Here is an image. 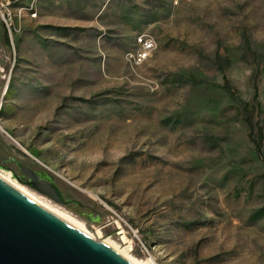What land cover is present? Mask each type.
Segmentation results:
<instances>
[{"label": "rangeland", "instance_id": "1", "mask_svg": "<svg viewBox=\"0 0 264 264\" xmlns=\"http://www.w3.org/2000/svg\"><path fill=\"white\" fill-rule=\"evenodd\" d=\"M141 33L156 46L135 64ZM0 125V165L51 173L86 216L0 174L96 239L264 264V0H0Z\"/></svg>", "mask_w": 264, "mask_h": 264}, {"label": "water", "instance_id": "2", "mask_svg": "<svg viewBox=\"0 0 264 264\" xmlns=\"http://www.w3.org/2000/svg\"><path fill=\"white\" fill-rule=\"evenodd\" d=\"M30 180L21 183L62 206L63 191L51 173L44 178L18 162ZM81 204L80 201L76 200ZM0 264H133L113 248L56 216L0 177Z\"/></svg>", "mask_w": 264, "mask_h": 264}, {"label": "bare ground", "instance_id": "3", "mask_svg": "<svg viewBox=\"0 0 264 264\" xmlns=\"http://www.w3.org/2000/svg\"><path fill=\"white\" fill-rule=\"evenodd\" d=\"M0 130L4 131L3 127L0 125ZM11 139L12 142L18 144L16 141H14V139H12L11 137H8ZM0 177H2L3 179H5L6 181H8L9 183H11L13 186H15L17 189H19L21 192H23L25 195H27L29 198H31L32 200H34L35 202H37L38 204H40L41 206H43L44 208H46L47 210H49L50 212H52L53 214H55L56 216L60 217L61 219H63L64 221L70 223L71 225L77 227L78 229L86 232L83 227L81 226V224L77 221H75L73 218H71L70 216H68L67 214H65L64 212L60 211L59 209L53 207L51 204H49V202H45L43 198H41L40 196L36 195L33 192L28 191L27 189H25L22 186L17 185L16 183H14L8 176H3L0 174ZM89 234V233H88ZM91 235V234H89ZM92 236V235H91ZM94 237V236H93ZM98 240V239H97ZM105 244H107L108 246H110L111 248H113L115 251H117L119 254H121L123 257H125L126 259H128L129 261H131L133 264H150L148 261L146 262H140L137 259H135L134 257H132L126 250H120L117 248V246H115L112 242L110 241H102ZM153 264V263H152Z\"/></svg>", "mask_w": 264, "mask_h": 264}, {"label": "trees", "instance_id": "4", "mask_svg": "<svg viewBox=\"0 0 264 264\" xmlns=\"http://www.w3.org/2000/svg\"><path fill=\"white\" fill-rule=\"evenodd\" d=\"M15 1V0H13ZM254 87V94H253V103L258 104L257 98H258V90L256 84L253 85ZM222 88L231 96L235 98V92L232 89V87L229 84L228 80L224 81V84L222 85ZM253 103H248V102H242V108H243V114H244V120L245 123L247 124L248 128L250 130L254 129L253 125V109H254V104ZM255 142V152L256 154L261 153V130L259 131V137L254 140Z\"/></svg>", "mask_w": 264, "mask_h": 264}, {"label": "built area", "instance_id": "5", "mask_svg": "<svg viewBox=\"0 0 264 264\" xmlns=\"http://www.w3.org/2000/svg\"><path fill=\"white\" fill-rule=\"evenodd\" d=\"M7 23V21H6ZM9 27V25L7 24ZM137 50L127 53L128 58L135 64L143 62L155 48L156 43L154 38L146 33H141L136 37Z\"/></svg>", "mask_w": 264, "mask_h": 264}, {"label": "flooded vegetation", "instance_id": "6", "mask_svg": "<svg viewBox=\"0 0 264 264\" xmlns=\"http://www.w3.org/2000/svg\"><path fill=\"white\" fill-rule=\"evenodd\" d=\"M15 173L17 174V176L21 179V180H30V178L28 176H26L22 170L20 169L18 163H17V167L14 168L13 166H10ZM35 170V169H34ZM38 174H39V178H44L43 172L35 170ZM63 191V197L65 200L70 201V204L67 205L68 208H71L73 211H75L77 214H79L80 216H86L85 211L89 209V206L82 203L80 200H78L77 198H75L73 195H71L66 189H62ZM76 200L80 201L81 204L77 203Z\"/></svg>", "mask_w": 264, "mask_h": 264}]
</instances>
